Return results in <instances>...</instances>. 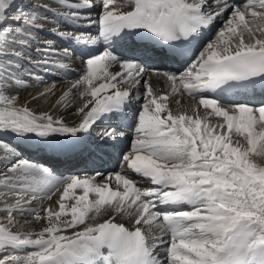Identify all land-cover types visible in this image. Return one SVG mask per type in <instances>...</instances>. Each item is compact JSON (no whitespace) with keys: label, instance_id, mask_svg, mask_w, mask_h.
Segmentation results:
<instances>
[{"label":"snow or ice","instance_id":"obj_1","mask_svg":"<svg viewBox=\"0 0 264 264\" xmlns=\"http://www.w3.org/2000/svg\"><path fill=\"white\" fill-rule=\"evenodd\" d=\"M121 119L107 175L57 176L7 139L118 148L101 125ZM0 264H264V0H0Z\"/></svg>","mask_w":264,"mask_h":264},{"label":"bare ground","instance_id":"obj_2","mask_svg":"<svg viewBox=\"0 0 264 264\" xmlns=\"http://www.w3.org/2000/svg\"><path fill=\"white\" fill-rule=\"evenodd\" d=\"M12 12L16 13V9L13 8ZM210 30H209V32L207 30L204 34H206L207 32L208 33L206 35L210 34ZM215 36H216V32L213 33L211 35V37H208V39H206L207 41L205 43H202L203 47H205L207 43L211 42L215 38ZM48 39H51V37H48ZM203 47H202V49H203ZM125 51H127V49H125ZM73 54H74V58H75V63L73 64V67L76 69V71H79L80 70L81 51L79 49H75ZM145 59L147 60V63H149L151 65L155 63L156 67H160L163 70L166 68V66L162 62V57L152 58V59L151 58H145ZM143 62L145 63V60H143ZM49 83H51V79L49 80ZM46 86L47 85H41L40 87L42 89V88H44ZM62 86L66 87V85H62ZM154 86L158 87L163 92H170L171 91V89L166 84H163V83L158 84V85H154ZM24 95H27V93H25ZM177 101H179V103ZM142 103H143V100H141V104ZM168 104H169V107L172 109L173 113L175 114V113H177L179 111H183L185 109H188L190 111L191 107L195 104V101L192 100L190 97L185 96V95H170L169 96V100H168ZM42 110H46V107H43ZM131 134H132V132L127 133V135H129V136ZM132 136H133V134H132ZM7 139L11 140L14 143V141L17 138L9 136V137H7ZM33 139H35V138H33ZM82 144L83 143L71 144V143H68V142L61 144L59 141H57L55 146H46V145L39 144L40 148L38 150H32V151L28 150V151H25V152H22L21 148H19V150H20V152L23 155L28 156L33 161L38 162V163H40V164H42L44 166L51 167L55 175L66 178L65 174L68 171H70V168L68 167V165L66 166L65 164H67L66 163L67 161L73 160V157L69 158V160L67 159V161L65 163H63L62 166H61V164L58 165V163H57L59 158L55 157L53 155H55V153L58 152L57 149L68 148V147L69 148L71 147V149H73V147H80ZM123 144H126V141ZM129 147L131 148L132 144L129 145ZM49 153H50V155H49ZM78 155L79 154L74 153L75 157H77ZM84 171H85V169L81 167L77 171H73V174L71 176H73V175H75V176H85V172ZM129 175H131L132 178L138 182V186H140L142 188L150 186V184L147 181L140 179L138 176H136L134 174H131V173Z\"/></svg>","mask_w":264,"mask_h":264},{"label":"rangeland","instance_id":"obj_3","mask_svg":"<svg viewBox=\"0 0 264 264\" xmlns=\"http://www.w3.org/2000/svg\"><path fill=\"white\" fill-rule=\"evenodd\" d=\"M14 14H16V13H14ZM222 26H223V24H222V22L220 21L219 24L217 25L216 31H217L220 27H222ZM131 142H132V140L130 139V140H129V144H131ZM126 152H127V149H126V151H125L124 153H126Z\"/></svg>","mask_w":264,"mask_h":264}]
</instances>
